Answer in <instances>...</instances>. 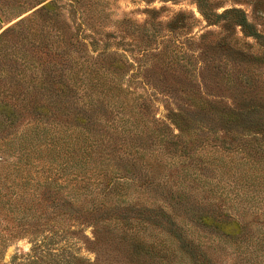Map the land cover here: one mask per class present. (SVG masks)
Listing matches in <instances>:
<instances>
[{
    "label": "trees",
    "instance_id": "1",
    "mask_svg": "<svg viewBox=\"0 0 264 264\" xmlns=\"http://www.w3.org/2000/svg\"><path fill=\"white\" fill-rule=\"evenodd\" d=\"M50 8L46 4L34 16ZM28 22L21 19L3 32L0 26V253L19 236L45 232L52 239L86 225L102 233L107 255L118 263L212 264L193 219L217 230L228 222L211 212L210 203L203 208L191 198L216 187L213 179L264 186V175L261 181L255 173L231 175L223 158L242 156L245 162L236 166L244 170L264 168V109L257 95L236 96L229 104L196 90L193 80L139 82L146 93L138 94L110 75L109 65L37 60L39 48L30 47L24 32ZM238 22L251 30L245 18ZM249 35L264 41L256 31ZM179 87L189 93H156ZM132 189L147 197L127 199ZM45 195L58 212L74 210L63 215L78 225L47 221L51 217L40 213L36 199ZM27 264L99 262L61 254L51 262L32 257Z\"/></svg>",
    "mask_w": 264,
    "mask_h": 264
},
{
    "label": "rangeland",
    "instance_id": "2",
    "mask_svg": "<svg viewBox=\"0 0 264 264\" xmlns=\"http://www.w3.org/2000/svg\"><path fill=\"white\" fill-rule=\"evenodd\" d=\"M46 4L51 8L44 15L34 16ZM48 18L53 20L47 22ZM243 18L251 30L240 26L238 21ZM21 19L29 20L25 27L30 29L24 32L30 47L39 48L37 60L42 56L41 61L55 63L109 65L114 71L110 75L138 94L146 93L139 82L193 80L200 86L196 90L205 96L224 97L229 104L236 96L242 100L257 95V106L264 109V41L249 35L256 31L264 38V0H0L1 32ZM188 89L157 88L156 93L183 95L189 93ZM225 155L231 175L255 173L261 181L264 168L244 170L238 168L245 162L242 156L224 154L223 158ZM5 159L14 161L10 156ZM170 172L176 174L175 169ZM215 180L211 182L216 187H207L201 196L194 194L191 198L201 200V206L210 203L211 212L228 222L217 230L193 219L209 259L212 264H264V186L248 188L235 178L229 185L225 184L227 180L221 184ZM132 192L127 199L147 197L139 196L134 189ZM67 194L74 197L71 192ZM36 199L41 203L37 206L40 213L51 217L45 220L78 225L69 215H63L67 211L75 214L74 210L64 207L58 212L49 195ZM59 213L61 217H57ZM175 220L179 224L180 218ZM72 230L76 233H59L52 239L45 232L37 237L19 236L0 253V263L27 264L32 257L51 262L63 254L99 264H122L107 255L110 252L103 247L102 233L96 228L84 225ZM39 240L43 241L41 248ZM62 247L70 249L58 253L56 250Z\"/></svg>",
    "mask_w": 264,
    "mask_h": 264
}]
</instances>
